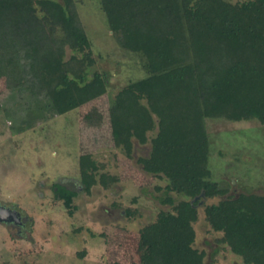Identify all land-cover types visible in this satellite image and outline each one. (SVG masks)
Returning <instances> with one entry per match:
<instances>
[{"label": "trees", "instance_id": "trees-1", "mask_svg": "<svg viewBox=\"0 0 264 264\" xmlns=\"http://www.w3.org/2000/svg\"><path fill=\"white\" fill-rule=\"evenodd\" d=\"M100 2L120 45L142 56L147 73L111 100L113 141L130 158L135 142H149L148 154L135 161L167 180L159 200L172 206L139 230L140 263L204 264V252L193 246L197 205L222 196L204 206L210 228L245 264H264V195H230L210 179L204 124L206 118L264 123V0ZM63 43L86 52L65 61ZM89 48L72 0H0V77L47 97L58 114L105 92L101 74L82 66L92 63ZM96 171L90 155L79 156L87 193L117 180ZM171 192L182 198L176 202ZM57 195L69 210L76 192L58 185Z\"/></svg>", "mask_w": 264, "mask_h": 264}, {"label": "rangeland", "instance_id": "rangeland-1", "mask_svg": "<svg viewBox=\"0 0 264 264\" xmlns=\"http://www.w3.org/2000/svg\"><path fill=\"white\" fill-rule=\"evenodd\" d=\"M72 1L90 43L92 63L86 59L82 66L89 74L99 72L106 89L58 114L47 97L10 86L0 77V204L24 218L20 227L0 222V264H141L139 230L159 211L172 210L159 200L167 180L147 174L135 161L148 154L149 142H135L130 158L111 135L110 102L122 87L147 75L143 58L120 45L100 0ZM224 1L234 5L251 0ZM62 48L65 61L86 52L67 43ZM204 124L210 179L227 187L230 195H264V123L206 118ZM80 155L96 162L97 177L104 173L117 180L107 186L97 183L87 193L80 179ZM58 185L76 192L69 210L57 195ZM170 195L176 202L182 198ZM221 198H203L197 205L193 246L204 252V264H245L205 219L204 206Z\"/></svg>", "mask_w": 264, "mask_h": 264}, {"label": "water", "instance_id": "water-1", "mask_svg": "<svg viewBox=\"0 0 264 264\" xmlns=\"http://www.w3.org/2000/svg\"><path fill=\"white\" fill-rule=\"evenodd\" d=\"M198 198L199 196L196 197V199ZM201 202L202 201H200L199 203ZM0 222L4 224H8V223L19 224L21 223L20 212L16 209L0 204Z\"/></svg>", "mask_w": 264, "mask_h": 264}, {"label": "flooded vegetation", "instance_id": "flooded-vegetation-1", "mask_svg": "<svg viewBox=\"0 0 264 264\" xmlns=\"http://www.w3.org/2000/svg\"><path fill=\"white\" fill-rule=\"evenodd\" d=\"M12 208V207H11ZM14 209V208H13ZM17 210V209H16ZM20 212V211H19ZM24 218L22 217V215H21V213H20V220H21V223H19V224H16V223H12V224H15V225H17V226H24V220H23ZM8 224H10V223H8Z\"/></svg>", "mask_w": 264, "mask_h": 264}]
</instances>
